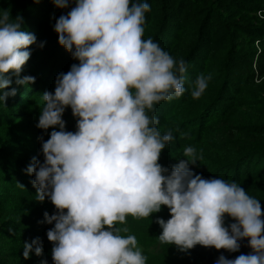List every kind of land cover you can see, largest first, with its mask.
<instances>
[{
	"label": "clouds",
	"instance_id": "obj_1",
	"mask_svg": "<svg viewBox=\"0 0 264 264\" xmlns=\"http://www.w3.org/2000/svg\"><path fill=\"white\" fill-rule=\"evenodd\" d=\"M72 0H53L68 8ZM67 15L55 22L58 43L78 64L55 79L54 92L44 102L36 127L47 130L41 141L44 160L35 157L26 168L37 201L49 199L57 212H45L43 223L53 264H146L134 235H119L113 226L126 216L149 217L166 206L170 218H157L158 240L187 252L196 245L237 252L247 239L251 252L235 259L220 255L215 264H264V213L258 199L240 184L204 179L189 164L196 150L188 146L169 171L158 163L174 139L161 134L154 105L185 91L186 62L174 60L152 39H142L144 0H74ZM23 18L0 13V102L35 77H20L36 37L22 27ZM39 47H43L41 42ZM211 76L200 74L191 96L199 98ZM70 108L76 130L66 131L62 116ZM58 128L59 130H55ZM22 186V185H21ZM23 187V186H22ZM67 210L66 212L64 210ZM225 214L235 222L225 226ZM127 231V229H124ZM40 256L39 238L23 244V257ZM46 264V262H42Z\"/></svg>",
	"mask_w": 264,
	"mask_h": 264
},
{
	"label": "trees",
	"instance_id": "obj_2",
	"mask_svg": "<svg viewBox=\"0 0 264 264\" xmlns=\"http://www.w3.org/2000/svg\"><path fill=\"white\" fill-rule=\"evenodd\" d=\"M144 2L150 10L145 13L142 39H152L174 60L183 59L187 65L186 91L155 104L154 111L148 112L159 120L157 128L162 135L171 132L174 137L158 163L170 171L180 160L190 159L181 153L185 147H194L196 163L189 164L194 174L240 184L259 200L264 213V0ZM72 7L74 0L63 9L53 0H0V13L7 11L10 19L22 16V27L36 37L20 73L21 78L35 77V82L18 86L12 77L13 83L3 91L16 88V95L7 97L4 104L0 102V264H53V243L46 232L54 224L43 223L39 209L50 206L49 215L57 210L47 198L38 207L31 183L35 177L25 170L34 154L30 133L44 104L42 94L54 92L57 75L79 63L53 37L57 33L50 31V22L55 25ZM44 41L49 45L39 47ZM200 74L211 79L200 97L193 99L191 89ZM53 130L50 127L44 132ZM35 154L37 160L42 156ZM158 217L170 218L166 206L149 217L126 216L124 223L113 226L121 236L136 237L146 264H215L220 255L235 259L252 251L244 239L239 241L237 252L201 245L182 252L158 240L162 231L156 223ZM233 222L225 214V226ZM148 236L152 239L147 240ZM36 238L42 254L37 256L33 251L25 259L23 244Z\"/></svg>",
	"mask_w": 264,
	"mask_h": 264
},
{
	"label": "rangeland",
	"instance_id": "obj_3",
	"mask_svg": "<svg viewBox=\"0 0 264 264\" xmlns=\"http://www.w3.org/2000/svg\"><path fill=\"white\" fill-rule=\"evenodd\" d=\"M53 29H54V25H53L52 22H50V31H51V33H52ZM51 36H52V34H51ZM53 37L58 38V35H56V34L53 33ZM43 45L44 46L42 48H45L46 46L49 45V43L46 42V41H44L43 42ZM67 110H68V108L65 109V112H64V114L62 116V119L65 121V130L66 131H73L74 132L76 130V127H75L76 126V118L71 117L72 116V112L71 111L66 112ZM35 122L38 123V117L35 118ZM58 130L59 129L57 128V131ZM30 135H31V138H30L29 143L32 144V149L34 150V154H32L30 157L33 158L36 155L35 154V151H36V153H41L42 154V152H41V141L38 139V137H42L43 140L46 141L49 138V134H47L46 132H44L43 129H39V128L35 127V129L34 128L31 129ZM162 152H163V150H162ZM181 153L183 154L184 152H181ZM182 154H180V155H182ZM20 155L21 154H18V156H20ZM39 160H40L41 163H43V160H44L43 154L39 158ZM45 201H46V199L44 200V202ZM47 201H49V200H47ZM42 204H44V203L38 201V207L39 206L42 207ZM46 206H43L42 208L39 209V212L41 214H44L45 212L49 213L50 206H47V207ZM162 207L164 208L165 206L162 205ZM153 229L154 228H150V230H153ZM151 239H152V236H148L147 237V240H151ZM176 256H177V254L175 253L174 254V260L176 259L175 258Z\"/></svg>",
	"mask_w": 264,
	"mask_h": 264
}]
</instances>
